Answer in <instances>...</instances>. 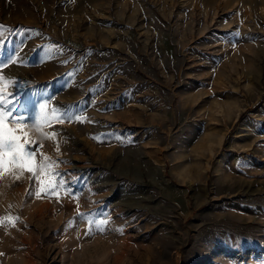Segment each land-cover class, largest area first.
<instances>
[{
    "label": "rangeland",
    "instance_id": "374dc122",
    "mask_svg": "<svg viewBox=\"0 0 264 264\" xmlns=\"http://www.w3.org/2000/svg\"><path fill=\"white\" fill-rule=\"evenodd\" d=\"M0 25L9 126L64 182L0 176V264H264V0H0ZM40 104L73 117L55 141Z\"/></svg>",
    "mask_w": 264,
    "mask_h": 264
},
{
    "label": "snow or ice",
    "instance_id": "6c2138e0",
    "mask_svg": "<svg viewBox=\"0 0 264 264\" xmlns=\"http://www.w3.org/2000/svg\"><path fill=\"white\" fill-rule=\"evenodd\" d=\"M0 27L3 26L0 25ZM9 60H12V58L9 57ZM15 62L12 61V63ZM14 83L15 81L0 75V176L11 168L17 167L27 171L39 185L35 193L37 197L42 193L56 194L57 189L62 188L64 182L57 178L55 162L51 161L46 155H42L37 159L35 153L42 145H37L29 150L27 147L29 145L28 133L24 132L22 128L9 126L10 123L14 124L17 122L14 113L18 110L16 104L19 101V97H14L12 93L7 92L8 87ZM39 107L40 112L36 116V131L43 139L55 141L56 134L54 132L46 133L42 129L51 126L53 123H64L65 119L70 122L73 117L66 113L60 114L56 108L46 110V104H40ZM84 119L83 117H76L77 122H84ZM56 151H59L58 145ZM17 219L18 217L11 216L0 217V225L14 226ZM106 223L107 221L99 222L101 225Z\"/></svg>",
    "mask_w": 264,
    "mask_h": 264
}]
</instances>
